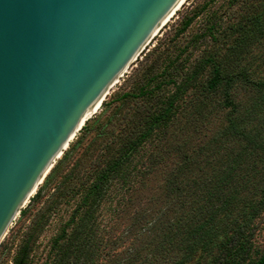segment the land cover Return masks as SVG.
Returning a JSON list of instances; mask_svg holds the SVG:
<instances>
[{"label":"trees","instance_id":"1","mask_svg":"<svg viewBox=\"0 0 264 264\" xmlns=\"http://www.w3.org/2000/svg\"><path fill=\"white\" fill-rule=\"evenodd\" d=\"M244 22L226 37L234 45L189 70L167 57L147 77L150 63L122 96V105L134 102L123 127L99 123L79 153L96 118L86 121L10 229L29 221L11 264H187L197 254L196 264L264 262L253 241L264 215V50L252 58L258 65L240 62L264 42V0ZM64 207L69 215L37 263L39 238ZM12 240L0 244V264Z\"/></svg>","mask_w":264,"mask_h":264},{"label":"water","instance_id":"2","mask_svg":"<svg viewBox=\"0 0 264 264\" xmlns=\"http://www.w3.org/2000/svg\"><path fill=\"white\" fill-rule=\"evenodd\" d=\"M184 1L0 0V244Z\"/></svg>","mask_w":264,"mask_h":264},{"label":"rangeland","instance_id":"3","mask_svg":"<svg viewBox=\"0 0 264 264\" xmlns=\"http://www.w3.org/2000/svg\"><path fill=\"white\" fill-rule=\"evenodd\" d=\"M259 2L260 0H187L151 41L147 49L132 64L127 73L112 88L98 112L90 118H96L90 123L93 130L85 137L78 149V152L81 153L85 147L93 142L96 136L95 127L99 123L104 124L111 118L113 123H115L114 127L117 131L119 128L123 127V115H127V112L128 114L131 113L134 102L132 101L133 99H130L122 105V96L125 93H132L135 91L139 79H142L143 73L149 68L150 63L153 61L155 62L154 72L150 73L147 77H152L154 74L160 73L166 63L165 61L167 60V57L171 59L176 58V60L181 62L183 66L185 65V70H189L190 67H192V64L205 56L207 52H213L216 50L223 51L225 50L226 45H234V41L232 40L226 42L228 40L226 37L229 35H232V37L236 36L234 33L235 28L238 27L239 23H243L244 20L252 14V7H257ZM194 13H199L197 18L194 19L185 32L179 36H175L182 21L191 17ZM249 28L252 31L251 26L248 27V29ZM213 37H216L217 42ZM249 49L250 54H248L240 62L242 65L245 62L252 65H258L260 63L259 60L255 61V59L252 58L254 55H258L264 50V42L259 40L255 42V45H251ZM253 60L255 63H253ZM172 90L173 88L170 87L166 92ZM114 111L117 114L112 116ZM77 136H80V134L78 133L73 141L77 139ZM146 192L147 191H145V193ZM70 209L71 207L62 208L57 217L51 220L50 224L41 234L39 238V248L35 256V261L37 263H40L42 259H44L50 248L51 240L58 233L63 222L67 219ZM16 220L10 229L14 227ZM257 223L258 228L255 232V238L253 241L259 253H263L264 215L257 221ZM28 224L29 221L23 225L18 234L16 232H14V234L10 233L9 229L5 238L7 240H10V238L13 239V243L12 250H10L9 254L3 258L4 264H11L10 261L13 252L20 236L26 230V226ZM102 226L105 225L102 224ZM107 227H109V225ZM104 229L107 230L108 228L105 227ZM120 230L121 228H116L111 235L117 236ZM128 243L126 245H128ZM121 249L122 248L117 251H120ZM258 257L259 254H253L251 256L253 260ZM197 258L198 254L195 255L194 258L187 264H196ZM104 263H106V261H101L100 264Z\"/></svg>","mask_w":264,"mask_h":264},{"label":"bare ground","instance_id":"4","mask_svg":"<svg viewBox=\"0 0 264 264\" xmlns=\"http://www.w3.org/2000/svg\"><path fill=\"white\" fill-rule=\"evenodd\" d=\"M187 0H185L184 2H183V4L186 2ZM99 110V109H98ZM98 110L96 111V112H98Z\"/></svg>","mask_w":264,"mask_h":264}]
</instances>
